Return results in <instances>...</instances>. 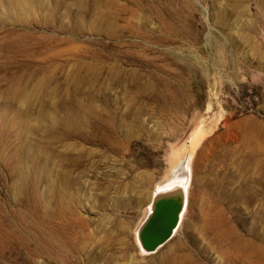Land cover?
<instances>
[{
  "label": "rangeland",
  "instance_id": "374dc122",
  "mask_svg": "<svg viewBox=\"0 0 264 264\" xmlns=\"http://www.w3.org/2000/svg\"><path fill=\"white\" fill-rule=\"evenodd\" d=\"M0 264H264V0H0Z\"/></svg>",
  "mask_w": 264,
  "mask_h": 264
},
{
  "label": "water",
  "instance_id": "95a60500",
  "mask_svg": "<svg viewBox=\"0 0 264 264\" xmlns=\"http://www.w3.org/2000/svg\"><path fill=\"white\" fill-rule=\"evenodd\" d=\"M176 169L174 170L175 173L172 174L174 176L181 177L182 180H175H180L185 186V174H182L180 170ZM170 178H172V176ZM168 179L164 180L160 184H166L168 186V182H170ZM160 184L158 185L161 186ZM157 186L155 191L159 188ZM179 189V194H172V191L170 190L165 191L164 194L159 195L157 200L155 198L153 200V195L151 196V210L145 213V216L135 229V237L141 248L153 250L157 247V245L161 244L171 235L173 228L179 220L180 211L186 199L185 188L181 186Z\"/></svg>",
  "mask_w": 264,
  "mask_h": 264
},
{
  "label": "bare ground",
  "instance_id": "6f19581e",
  "mask_svg": "<svg viewBox=\"0 0 264 264\" xmlns=\"http://www.w3.org/2000/svg\"><path fill=\"white\" fill-rule=\"evenodd\" d=\"M188 160H189V157H188V155L186 154L184 157H182L181 158V160H180V162H179V165L181 166V167H185V168H188V165H189V163H188ZM175 173V171L173 172V174ZM173 174H171L167 179L168 180H170V182H168V186L166 185V184H160L161 186H157V187H159V188H157L156 189V191H155V189L152 191V193H151V196L153 195V200H154V198L157 200L158 199V197H159V195L160 194H164L165 193V191H172L171 193L172 194H179L180 193V189L179 188H181V186L182 187H184L185 188V186H184V183L182 184V182L180 181V180H182V178L181 177H177V176H174ZM172 176V178H170ZM175 179H180V180H175ZM156 188V187H155ZM154 193V194H153ZM151 196H150V200H149V202H148V204H147V210H146V213L148 212V211H150L151 210V207H152V205L150 204L151 203V200H152V198H151ZM185 197V196H184ZM186 198V197H185ZM184 206H185V203L183 204V207H182V209H181V211H180V214L182 213V211H183V209H184ZM180 216V215H179Z\"/></svg>",
  "mask_w": 264,
  "mask_h": 264
}]
</instances>
